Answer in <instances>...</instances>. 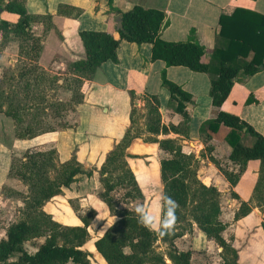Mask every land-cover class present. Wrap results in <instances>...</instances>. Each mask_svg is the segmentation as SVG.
I'll return each instance as SVG.
<instances>
[{
	"label": "trees",
	"instance_id": "obj_1",
	"mask_svg": "<svg viewBox=\"0 0 264 264\" xmlns=\"http://www.w3.org/2000/svg\"><path fill=\"white\" fill-rule=\"evenodd\" d=\"M2 10L17 15L13 23L0 20V48L9 36L19 39L15 69L7 77L2 75L7 90L0 88V113L12 119L16 139H32L73 126L75 123L67 124L64 116L67 112L73 113L75 106L82 102L84 81L90 80L103 62L117 61L116 49L121 40L150 44L151 60H161L166 67L211 72L208 95L214 108L221 106L234 82H242L264 69V15L240 7L218 17L216 36L222 44L211 53L212 65L203 60L204 47L192 36L193 30L187 40L165 41L160 37L165 24L164 12L134 5L123 12L111 9L121 19L117 38L105 31H79L85 57L67 62L65 71L55 73L37 64L41 39L29 31L30 23L42 17L28 14L20 0H8ZM44 19L49 21V17ZM160 80L181 121L177 125H162L156 97L146 102L145 132L152 136L143 140L157 143L167 154L159 160L162 190L158 229H151L141 206L134 205L142 202L143 194L127 163L126 149L143 132L133 127L135 107L132 106L130 127L106 152L97 169L101 186L98 197L116 219L94 241V248L106 264H166L167 260L171 264H189L191 251L178 249L175 240L195 224L207 239L221 248V264H237L235 249L222 235L226 224L220 218V192L197 178L198 160L193 153L182 151L179 138H157L169 133L187 136L190 116L186 105L192 102L191 95L167 79L164 71ZM57 90L65 92L67 97H58ZM129 94L132 100L133 93ZM49 120H57V124L63 120L61 128H55ZM221 125L229 128L225 135L231 147L227 159L238 169L234 172L227 164L221 165L211 156L209 159L230 185L236 183L247 161H259L252 197L248 202H240L234 213L236 220L248 214L251 207L260 210L264 207V137L237 115L218 109L213 118L199 127L208 153L212 150L211 133ZM133 128L137 131L132 133ZM241 135L251 137L252 142L243 144ZM93 171L74 156L58 161L52 141L28 147L18 158L11 155L8 176L21 181L27 187V194L21 198L19 217L7 225L6 237L0 240V264H92L89 253L82 249L92 218L81 216V225H63L45 212L43 205L61 194L62 188L69 187L77 175L90 177ZM119 191L120 195L113 194ZM34 238L43 240L33 253H28L23 242ZM13 257L15 260L10 261Z\"/></svg>",
	"mask_w": 264,
	"mask_h": 264
},
{
	"label": "crops",
	"instance_id": "obj_2",
	"mask_svg": "<svg viewBox=\"0 0 264 264\" xmlns=\"http://www.w3.org/2000/svg\"><path fill=\"white\" fill-rule=\"evenodd\" d=\"M7 1L0 0V20L13 23L17 20V15L2 10ZM20 1L28 14L42 17L29 25L30 33L41 39L37 64L44 69L61 72L65 71L67 62L85 57L79 31H105L117 38L115 18L118 14H114L111 9L123 12L139 5L163 11L165 24L160 31V37L165 41H184L193 30L192 36L204 47L203 60L211 65L213 49L222 44L221 39L216 36L221 13H230L233 8L240 7L264 15V0ZM44 17H49V21ZM18 44V38L9 36L6 44L0 48V75L3 70L14 68L18 61ZM116 56L115 63L103 62L93 77L84 81L83 100L75 106L73 112L74 125L34 138L43 137L52 141L60 162L74 156L84 166L93 164L98 168L106 152L130 127L131 107L138 101L137 109L141 117L136 127L143 133L131 140L126 149V160L142 194L146 192L152 199L151 205L154 203L153 206H156L158 225L161 200L159 160L167 154L158 148L157 143L143 140V137L152 136L145 132L146 102L150 97H156L162 125H177L181 121V116L173 111L174 103L170 100L168 90L161 85L160 74L164 71L167 79L191 95L192 102L186 105L190 122L185 137L169 133L157 135V138H179L182 151L193 153L198 160L197 178L206 185L215 186L220 192V218L226 224L222 235L235 249L237 264H264V207L262 210L251 207L248 214L234 219L240 202H248L252 197L259 161H247L236 183L230 185L209 159L211 156L221 165L227 164L229 169L237 171L238 166L227 159L231 147L226 142L225 135L229 128L221 125L216 132L211 133L212 150L209 153L205 150L199 133L200 125L213 118L220 109L237 115L264 137V69L242 82H234L221 106L214 108L208 95L210 79L213 77L211 72H194L182 66L166 67L161 60H151V46L148 43L137 44L121 40ZM130 92L133 93L132 100ZM27 140L30 139H16L12 119L0 113V240L6 237L7 225L19 217L22 208L21 200H13L11 192H21L24 186L18 179L8 176V168L12 149L17 143L23 144ZM240 141L249 145L252 138L241 135ZM94 173L93 171L89 178L82 174L76 178L92 180L95 178ZM45 206L46 203L43 210L51 213ZM191 230V236L185 232L175 240L176 247L191 251L189 264H216L208 262L213 258L214 242L207 239L195 224ZM42 240H26L23 248L28 253H33ZM215 246L219 258L217 264H221V248L216 244ZM13 260L15 257L10 259ZM166 264L171 263L167 260Z\"/></svg>",
	"mask_w": 264,
	"mask_h": 264
},
{
	"label": "rangeland",
	"instance_id": "obj_3",
	"mask_svg": "<svg viewBox=\"0 0 264 264\" xmlns=\"http://www.w3.org/2000/svg\"><path fill=\"white\" fill-rule=\"evenodd\" d=\"M11 67V66H10ZM15 68H9L2 71L0 75V88L2 91H6V83L5 79H3L2 75L3 73L7 77L10 75ZM51 72H56L55 70H51ZM60 82V80H59ZM165 88V87H164ZM57 96L60 98L65 99L67 97V94L63 92L62 90H57L56 92ZM138 101L136 102V105L134 106L133 111V117L135 119V126L138 127V119L141 117L140 112L137 109ZM75 120V115L72 112H67L64 116V121H66L67 124H72ZM57 120H49V122L57 129L61 128L60 124H57ZM137 131L136 128L132 129V133ZM146 138V137H143ZM48 139V137H47ZM42 141V142H41ZM48 142V140H45L43 137L38 138H32L30 140H27V142H24L23 144H16V147L12 149V156L13 157H20L22 153L25 151L26 148L31 147L29 145H40L41 143ZM38 143V144H36ZM100 166V165H99ZM87 169H94V177L92 180L88 179L85 181L84 178H76V180L69 186L62 188V193L57 195V197H53L52 199L48 200L46 202V209L47 211L51 212L49 213L52 218L63 224V225H81L80 217L81 216H90L92 219L90 221V224L87 226V239L85 240L84 244L82 245L85 251L89 253V258L92 264H105L103 259L99 256H97L96 252L94 251V241L100 237L103 232L107 229V227L115 221V217L110 216L106 205L99 199L98 193L101 191V186L98 183L97 180V168L95 165H89L85 166ZM14 178V177H12ZM89 178V177H88ZM16 179V178H14ZM80 179H83L84 181L81 182ZM22 183V182H21ZM23 184V183H22ZM21 184V185H22ZM24 188L21 192L12 191L11 196L12 199L18 200L23 198L27 194V187L23 184ZM161 187V184H160ZM145 190V189H144ZM162 187L160 188L161 193ZM120 191L113 193L114 195H120ZM161 198V197H160ZM152 199L150 196H148L145 192L143 195V200L140 204L136 203L134 204L135 207H140L143 210L144 214L147 217L148 224L151 229L157 230L158 225H156V206H153L154 203L151 205ZM151 205V206H150ZM161 205V200H160ZM160 210V209H159ZM45 211V210H44ZM46 212V211H45ZM48 213V212H47ZM160 216V212H159ZM77 223V224H75ZM188 236L192 235V230H187ZM92 252V253H91ZM213 258L209 260L210 263H218V252L216 251L215 243L213 245ZM207 263V262H205Z\"/></svg>",
	"mask_w": 264,
	"mask_h": 264
},
{
	"label": "water",
	"instance_id": "obj_4",
	"mask_svg": "<svg viewBox=\"0 0 264 264\" xmlns=\"http://www.w3.org/2000/svg\"><path fill=\"white\" fill-rule=\"evenodd\" d=\"M115 21H116V23H117V27H116V29H117L118 31H120V30H121V19H120V16H119V15L116 16Z\"/></svg>",
	"mask_w": 264,
	"mask_h": 264
},
{
	"label": "clouds",
	"instance_id": "obj_5",
	"mask_svg": "<svg viewBox=\"0 0 264 264\" xmlns=\"http://www.w3.org/2000/svg\"><path fill=\"white\" fill-rule=\"evenodd\" d=\"M141 222H142V223L144 222L143 217H141Z\"/></svg>",
	"mask_w": 264,
	"mask_h": 264
},
{
	"label": "bare ground",
	"instance_id": "obj_6",
	"mask_svg": "<svg viewBox=\"0 0 264 264\" xmlns=\"http://www.w3.org/2000/svg\"><path fill=\"white\" fill-rule=\"evenodd\" d=\"M96 252V250H94ZM97 256L99 257V254L96 252Z\"/></svg>",
	"mask_w": 264,
	"mask_h": 264
}]
</instances>
